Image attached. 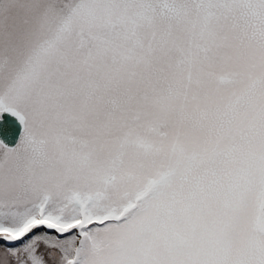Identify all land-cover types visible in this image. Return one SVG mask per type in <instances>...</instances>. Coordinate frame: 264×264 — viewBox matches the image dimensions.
<instances>
[{
  "label": "snow or ice",
  "instance_id": "1",
  "mask_svg": "<svg viewBox=\"0 0 264 264\" xmlns=\"http://www.w3.org/2000/svg\"><path fill=\"white\" fill-rule=\"evenodd\" d=\"M0 264H264V0H0Z\"/></svg>",
  "mask_w": 264,
  "mask_h": 264
}]
</instances>
